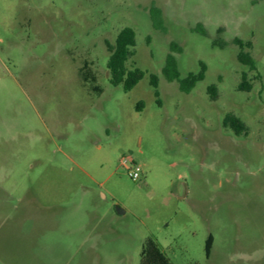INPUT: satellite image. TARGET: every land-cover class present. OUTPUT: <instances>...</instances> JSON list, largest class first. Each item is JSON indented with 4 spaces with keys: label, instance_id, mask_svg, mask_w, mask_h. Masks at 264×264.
<instances>
[{
    "label": "rangeland",
    "instance_id": "obj_1",
    "mask_svg": "<svg viewBox=\"0 0 264 264\" xmlns=\"http://www.w3.org/2000/svg\"><path fill=\"white\" fill-rule=\"evenodd\" d=\"M125 26L129 91L107 66ZM169 56L204 79L183 90ZM148 236L173 264H264V0H0V264H139Z\"/></svg>",
    "mask_w": 264,
    "mask_h": 264
},
{
    "label": "trees",
    "instance_id": "obj_2",
    "mask_svg": "<svg viewBox=\"0 0 264 264\" xmlns=\"http://www.w3.org/2000/svg\"><path fill=\"white\" fill-rule=\"evenodd\" d=\"M156 11L157 14H160L159 9ZM200 29L203 34L207 35V31L205 29L202 27ZM222 30V28L219 29V31ZM233 42L240 47V52L238 54L239 60L243 64L248 65L250 68H256V62L253 56L249 50H246V48H251L253 46V42L251 40L245 41L240 37H235ZM136 44V30L131 26H125L117 34L115 42L109 45L110 55L107 66L110 71V80L114 85L122 84L124 89L127 91L131 90L145 75V71L138 67L133 60L136 52ZM176 66V60L172 56H169L167 64L164 67V72L168 75L170 80L178 79L180 81L181 88L185 91L190 90L198 81L204 79L207 69L206 64H202V69L199 73H190L185 78L181 79L178 73L176 76H170L171 69H175ZM81 74L85 81H89L91 79L95 81L97 79V76L90 73L89 70H87V67L81 69ZM243 78L244 79L240 84V88L251 90L252 84H246L247 73H244ZM152 84L156 87V94L158 95V76L156 74H152ZM94 87L97 90H101L98 85H95ZM208 90L212 98L215 99L217 97V86L212 84L209 86ZM224 124L231 127L237 134L248 132L247 123L234 113H228L226 115ZM212 246L213 236L211 235L208 238L206 245L208 255L211 253ZM139 264H173V262L167 253L162 249L160 243L154 237L148 236L143 243Z\"/></svg>",
    "mask_w": 264,
    "mask_h": 264
},
{
    "label": "built area",
    "instance_id": "obj_3",
    "mask_svg": "<svg viewBox=\"0 0 264 264\" xmlns=\"http://www.w3.org/2000/svg\"><path fill=\"white\" fill-rule=\"evenodd\" d=\"M131 161L133 163L132 166H128V162ZM123 163L127 165V167L130 169L129 174L133 178H139L141 176L142 167L141 165L137 164L132 157H125L123 159Z\"/></svg>",
    "mask_w": 264,
    "mask_h": 264
},
{
    "label": "water",
    "instance_id": "obj_4",
    "mask_svg": "<svg viewBox=\"0 0 264 264\" xmlns=\"http://www.w3.org/2000/svg\"><path fill=\"white\" fill-rule=\"evenodd\" d=\"M120 211H123V209L119 208Z\"/></svg>",
    "mask_w": 264,
    "mask_h": 264
}]
</instances>
